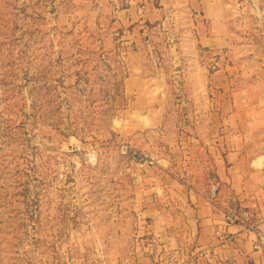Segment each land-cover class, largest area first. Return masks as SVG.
Instances as JSON below:
<instances>
[{"label": "rangeland", "instance_id": "1", "mask_svg": "<svg viewBox=\"0 0 264 264\" xmlns=\"http://www.w3.org/2000/svg\"><path fill=\"white\" fill-rule=\"evenodd\" d=\"M220 1L228 29L201 0H0V264L155 256L120 147L202 136L220 70L264 79V0Z\"/></svg>", "mask_w": 264, "mask_h": 264}, {"label": "crops", "instance_id": "2", "mask_svg": "<svg viewBox=\"0 0 264 264\" xmlns=\"http://www.w3.org/2000/svg\"><path fill=\"white\" fill-rule=\"evenodd\" d=\"M201 3L206 18L228 29L223 2ZM228 43V33L201 38V47L209 50L225 49ZM219 78L223 90L204 115L202 136L165 143L161 150L130 143L155 154L159 162L137 180L141 187L135 207L155 240L150 252L155 256L139 253L140 264L263 263L255 234L227 225L225 215L228 201L236 198L264 218V79L225 70ZM211 177L219 184L217 204L209 198Z\"/></svg>", "mask_w": 264, "mask_h": 264}, {"label": "built area", "instance_id": "3", "mask_svg": "<svg viewBox=\"0 0 264 264\" xmlns=\"http://www.w3.org/2000/svg\"><path fill=\"white\" fill-rule=\"evenodd\" d=\"M119 155L123 161L121 175L130 177L135 181L141 179L153 168L159 167L157 156L151 152L140 150L131 144H124L119 149ZM94 159V157H92ZM218 181L210 178L209 198L211 202L219 199ZM225 221L227 225L237 224L253 232L256 236L255 248L263 256L264 264V218L257 217L251 209L245 207L236 198H231L226 207ZM203 256L210 258V252H203Z\"/></svg>", "mask_w": 264, "mask_h": 264}]
</instances>
